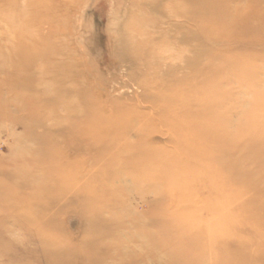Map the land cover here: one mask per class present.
<instances>
[{
    "label": "rangeland",
    "instance_id": "374dc122",
    "mask_svg": "<svg viewBox=\"0 0 264 264\" xmlns=\"http://www.w3.org/2000/svg\"><path fill=\"white\" fill-rule=\"evenodd\" d=\"M210 11L0 0V264H264V0Z\"/></svg>",
    "mask_w": 264,
    "mask_h": 264
},
{
    "label": "bare ground",
    "instance_id": "6f19581e",
    "mask_svg": "<svg viewBox=\"0 0 264 264\" xmlns=\"http://www.w3.org/2000/svg\"><path fill=\"white\" fill-rule=\"evenodd\" d=\"M194 3H195V6H204L205 7V9L207 10V11H209V12H212V11H210L211 9H213V4H214V0H194ZM93 6V5H92ZM91 6V7H92ZM168 8V7H167ZM169 9V8H168ZM219 9V11H221L220 10V8H218ZM218 9H217V11H218ZM170 12V11H169ZM2 15V14H1ZM1 15H0V17H1ZM3 17L4 18H6V16L5 15H3ZM79 27H77V29H78ZM6 29H7V27H4V29H3V32L4 33H6ZM80 29V28H79ZM108 31H109V29H108ZM137 32V31H136ZM78 33V32H77ZM141 34L142 35H146V32L145 31H142L141 32ZM5 35V34H4ZM115 35V34H114ZM6 37V36H5ZM138 37V36H137ZM113 40H114V37H113ZM118 40V39H117ZM117 40H115V41H117ZM122 40V38L120 37V40L119 41H121ZM155 40V39H154ZM114 41V42H115ZM145 41V40H144ZM144 41L143 42H141V43H144ZM81 42H83V41H81ZM135 43V42H134ZM160 43V42H159ZM115 44H116V42H115ZM111 45H113V44H111ZM118 45V44H117ZM145 45H146V41H145ZM81 47V46H80ZM84 47V46H83ZM84 49V48H83ZM86 49V48H85ZM135 49V48H134ZM114 50V49H113ZM141 50V49H140ZM136 51V50H135ZM139 52V51H138ZM137 52H135V53H132L131 55H135ZM142 54V53H141ZM132 56V57H133ZM5 58H6V55L4 56ZM5 58H3V59H5ZM124 58H125V56H124ZM7 60H1V62H0V74H3V83H5L6 81V78L9 76V74H10V72H9V70H7L6 68V62ZM112 62V61H111ZM124 64V63H123ZM18 73H21V72H18ZM10 75H12V74H10ZM8 82H9V78H8ZM12 84L13 85H19V86H21L22 84H21V82H17V81H15V80H13L12 81ZM5 85V84H4ZM175 196V195H174ZM143 206V205H142Z\"/></svg>",
    "mask_w": 264,
    "mask_h": 264
}]
</instances>
